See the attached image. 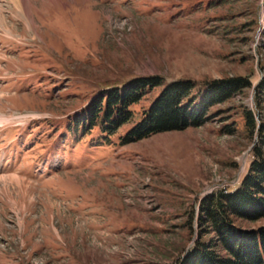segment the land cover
<instances>
[{
	"label": "rangeland",
	"instance_id": "obj_1",
	"mask_svg": "<svg viewBox=\"0 0 264 264\" xmlns=\"http://www.w3.org/2000/svg\"><path fill=\"white\" fill-rule=\"evenodd\" d=\"M141 77L163 84L132 124L75 128ZM236 77L252 87L204 125L121 145L169 84ZM262 80L264 0H0V264H179L201 200L239 187L263 146L244 116L264 123Z\"/></svg>",
	"mask_w": 264,
	"mask_h": 264
},
{
	"label": "trees",
	"instance_id": "obj_2",
	"mask_svg": "<svg viewBox=\"0 0 264 264\" xmlns=\"http://www.w3.org/2000/svg\"><path fill=\"white\" fill-rule=\"evenodd\" d=\"M162 84L161 77H141L111 88L77 114L73 124L75 128L89 130L98 127L110 139L123 126L134 122L132 107ZM204 84L200 91L189 79L166 86L142 112L139 121L120 137L121 145L159 133L200 127L209 120L213 107L252 87V82L244 77ZM262 103L264 80L257 87V104L261 107ZM244 116L251 135L264 134V123L258 126L253 111L246 110ZM262 145L253 150L254 160L239 187L231 192L212 193L201 200L198 216H191L188 222L191 228L194 223L198 225V239L179 264H264V226H249L264 218V140Z\"/></svg>",
	"mask_w": 264,
	"mask_h": 264
},
{
	"label": "bare ground",
	"instance_id": "obj_3",
	"mask_svg": "<svg viewBox=\"0 0 264 264\" xmlns=\"http://www.w3.org/2000/svg\"><path fill=\"white\" fill-rule=\"evenodd\" d=\"M13 2H14V5H15V7H19L20 5H22V0H13ZM2 18V17H1ZM4 19V18H3ZM6 181H8L7 179H6ZM4 182V181H3ZM18 184V183H17Z\"/></svg>",
	"mask_w": 264,
	"mask_h": 264
}]
</instances>
